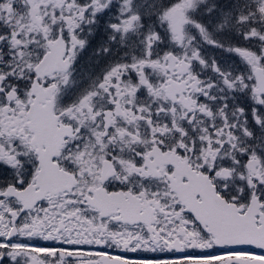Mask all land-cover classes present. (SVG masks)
<instances>
[{
    "label": "snow or ice",
    "instance_id": "1",
    "mask_svg": "<svg viewBox=\"0 0 264 264\" xmlns=\"http://www.w3.org/2000/svg\"><path fill=\"white\" fill-rule=\"evenodd\" d=\"M0 264H264V0H0Z\"/></svg>",
    "mask_w": 264,
    "mask_h": 264
}]
</instances>
